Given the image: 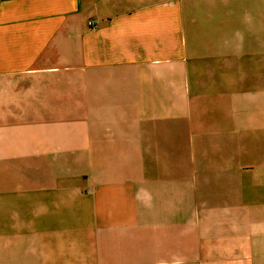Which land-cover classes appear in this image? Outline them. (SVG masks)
Listing matches in <instances>:
<instances>
[{
	"label": "crops",
	"instance_id": "obj_1",
	"mask_svg": "<svg viewBox=\"0 0 264 264\" xmlns=\"http://www.w3.org/2000/svg\"><path fill=\"white\" fill-rule=\"evenodd\" d=\"M0 264H264V0H0Z\"/></svg>",
	"mask_w": 264,
	"mask_h": 264
},
{
	"label": "rangeland",
	"instance_id": "obj_2",
	"mask_svg": "<svg viewBox=\"0 0 264 264\" xmlns=\"http://www.w3.org/2000/svg\"><path fill=\"white\" fill-rule=\"evenodd\" d=\"M4 208H5V205L3 204V210H4ZM21 258H26L25 256H20Z\"/></svg>",
	"mask_w": 264,
	"mask_h": 264
}]
</instances>
